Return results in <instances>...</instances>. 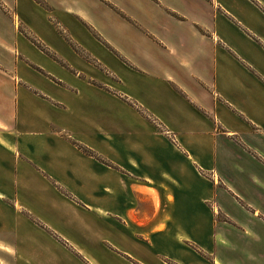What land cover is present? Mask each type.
I'll use <instances>...</instances> for the list:
<instances>
[{"label":"crops","instance_id":"0c3cea01","mask_svg":"<svg viewBox=\"0 0 264 264\" xmlns=\"http://www.w3.org/2000/svg\"><path fill=\"white\" fill-rule=\"evenodd\" d=\"M0 137V264H264V0H0Z\"/></svg>","mask_w":264,"mask_h":264},{"label":"rangeland","instance_id":"374dc122","mask_svg":"<svg viewBox=\"0 0 264 264\" xmlns=\"http://www.w3.org/2000/svg\"><path fill=\"white\" fill-rule=\"evenodd\" d=\"M0 140H1V137H0ZM1 143L5 144L6 142H5V140L2 139L1 140ZM255 252L256 251H254L253 253H251V255L248 258H255V259H253L252 264H260L259 260L260 261H263V259L260 258V257H258ZM242 261H243V264H249L250 263L249 262V259H247L245 257H243Z\"/></svg>","mask_w":264,"mask_h":264},{"label":"built area","instance_id":"2783aa9c","mask_svg":"<svg viewBox=\"0 0 264 264\" xmlns=\"http://www.w3.org/2000/svg\"><path fill=\"white\" fill-rule=\"evenodd\" d=\"M159 130H160L162 133H164L168 138L173 139V137L170 136V134H169L166 130L161 129L160 127H159ZM172 141H174V140H172Z\"/></svg>","mask_w":264,"mask_h":264}]
</instances>
